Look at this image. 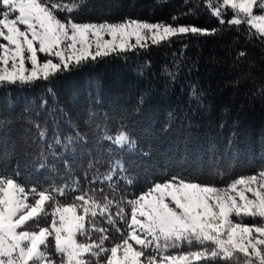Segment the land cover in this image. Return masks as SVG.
I'll return each instance as SVG.
<instances>
[{"label": "trees", "instance_id": "trees-1", "mask_svg": "<svg viewBox=\"0 0 264 264\" xmlns=\"http://www.w3.org/2000/svg\"><path fill=\"white\" fill-rule=\"evenodd\" d=\"M71 15L80 22L129 17L217 31L159 46L149 42L144 49L98 58L47 82L0 87V146L14 149L7 160L0 158V168L19 165V180L26 185L76 180L101 203L105 195L119 200L122 190L130 198L149 181L175 173L227 182L264 168V40L250 36L246 25H220L206 0H87L81 12ZM36 125L46 132L44 138ZM118 131H126L136 147L119 148L104 139ZM41 162L47 167L40 169ZM113 168L112 180L104 181ZM96 223L108 229L106 246L120 242L121 234L104 217L97 216Z\"/></svg>", "mask_w": 264, "mask_h": 264}, {"label": "snow or ice", "instance_id": "snow-or-ice-1", "mask_svg": "<svg viewBox=\"0 0 264 264\" xmlns=\"http://www.w3.org/2000/svg\"><path fill=\"white\" fill-rule=\"evenodd\" d=\"M86 6L87 0H0V87L47 82L149 42L159 46L217 31L129 17L80 22L71 15ZM206 6L220 25H246L250 36L264 40V0H206ZM193 96L199 98L195 89ZM36 127L44 138L46 132ZM104 139L119 148L136 147L126 131L106 133ZM13 154L14 149L0 146V158ZM117 167L126 171L118 161ZM115 174L110 169L103 180ZM20 175L19 165L0 168V264H211L217 259L240 264L241 257L242 264H264V168L227 182L175 173L149 181L130 198L123 190L119 200L105 195L103 203L76 180L26 185ZM124 180L133 183L127 176ZM97 216L121 234L120 242L105 245L108 229L97 226ZM245 217L261 223H244Z\"/></svg>", "mask_w": 264, "mask_h": 264}, {"label": "rangeland", "instance_id": "rangeland-1", "mask_svg": "<svg viewBox=\"0 0 264 264\" xmlns=\"http://www.w3.org/2000/svg\"><path fill=\"white\" fill-rule=\"evenodd\" d=\"M153 23H155V22H153ZM185 26H194V25H185ZM40 55H41V59H44L43 55H42V54H40ZM253 223H255V224H260L261 221H260V220H256V221L253 222ZM253 223H251V224H253ZM49 251H51V250H49Z\"/></svg>", "mask_w": 264, "mask_h": 264}]
</instances>
